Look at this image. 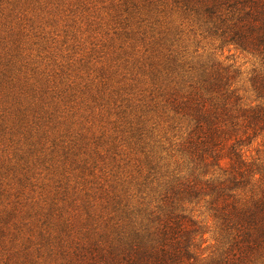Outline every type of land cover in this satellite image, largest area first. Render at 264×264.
I'll list each match as a JSON object with an SVG mask.
<instances>
[{
  "label": "rangeland",
  "instance_id": "1",
  "mask_svg": "<svg viewBox=\"0 0 264 264\" xmlns=\"http://www.w3.org/2000/svg\"><path fill=\"white\" fill-rule=\"evenodd\" d=\"M194 10L203 12L185 0H0V210L65 220L62 236L69 232L73 246L96 241L103 251L130 216L144 223L165 212L159 184L187 171L186 126L157 106L158 80L179 78L193 63L210 73L228 67V84L249 105L259 102L253 85L264 81L260 58L223 42L220 30L209 32ZM18 90L21 101L13 103L9 94ZM242 150L264 174V129ZM185 198L176 212L195 220L200 233L181 238L192 241L184 259L224 264L237 249L226 244L208 196ZM11 238L5 243L21 241ZM95 255L82 261L101 264ZM35 260L68 258L34 252L26 264ZM245 264H264V243Z\"/></svg>",
  "mask_w": 264,
  "mask_h": 264
},
{
  "label": "trees",
  "instance_id": "2",
  "mask_svg": "<svg viewBox=\"0 0 264 264\" xmlns=\"http://www.w3.org/2000/svg\"><path fill=\"white\" fill-rule=\"evenodd\" d=\"M185 3L201 8L203 12L194 11L205 19L209 32L220 30L223 42L259 57L264 65V0H185ZM188 67L179 78L161 77L156 90L159 97L156 104L171 123L186 126L182 149L187 155V171L174 173L170 180L159 184L166 186L159 201L166 204L165 212L144 223H133L130 216L128 228L115 226V235L103 251L96 241L89 248L77 241L81 250L73 246L69 232L65 234L67 237L62 236L64 230H69V222L65 220L50 221L46 217L39 221L40 215L31 213L28 218L19 219L10 216L12 210H0V264H26L34 252L40 256L44 251L68 258L64 264H78V260L84 264L87 252L99 255L101 264H189L188 258L184 259V250L192 241L188 235L183 241L181 238L188 230L191 235L200 233L199 225L176 210H182L179 203L185 197L189 201L201 196H208V209L219 222L220 232L226 235V244L237 249L233 258L224 257V264H245L252 250L264 243V174L250 167L242 150L250 138L264 129V81L253 85L259 102L249 105L242 103L236 89L228 84L231 77L228 67L215 73L194 63ZM170 71L171 74L172 68ZM22 95L19 90L9 94L13 103L20 102ZM4 96L0 87L2 104L6 102ZM2 163L8 165L9 160ZM1 168L0 165V178H5ZM256 173L260 175L257 180ZM253 180L250 194H243L242 190ZM3 183L0 180L1 186ZM13 210L20 213L17 208ZM7 235L13 240L20 237L21 241L5 243ZM67 245L73 249L66 248Z\"/></svg>",
  "mask_w": 264,
  "mask_h": 264
}]
</instances>
